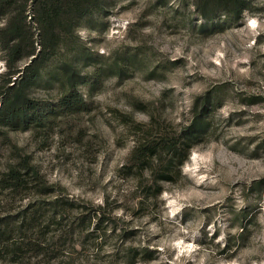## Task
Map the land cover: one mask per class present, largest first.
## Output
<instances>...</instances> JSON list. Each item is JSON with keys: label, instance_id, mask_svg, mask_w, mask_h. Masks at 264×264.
I'll return each instance as SVG.
<instances>
[{"label": "rangeland", "instance_id": "rangeland-1", "mask_svg": "<svg viewBox=\"0 0 264 264\" xmlns=\"http://www.w3.org/2000/svg\"><path fill=\"white\" fill-rule=\"evenodd\" d=\"M102 6L28 89L42 109L54 107L62 92L58 69L69 60L85 77L86 109L49 111L39 129L0 131V177L10 165H29L63 196L102 206L129 235L117 231L97 253L75 237L62 246L48 239L59 248L51 259L12 257L4 241L0 264H125L113 251L124 243L151 253L137 264H264V184L257 185L264 179V0H249L239 19L211 13V23L197 0ZM28 62L9 68L0 50V107L11 73ZM203 104L207 129L188 159L175 161L179 168L163 148L143 164L132 159L137 144L187 129ZM168 171L172 180L163 181ZM38 197L35 189L0 188V220ZM18 234L13 230L9 245L21 242Z\"/></svg>", "mask_w": 264, "mask_h": 264}, {"label": "trees", "instance_id": "trees-1", "mask_svg": "<svg viewBox=\"0 0 264 264\" xmlns=\"http://www.w3.org/2000/svg\"><path fill=\"white\" fill-rule=\"evenodd\" d=\"M103 3L104 0H0V50L9 68L29 58L23 68L11 73L8 84H13L8 86L1 101L0 131L39 129L49 123V111L64 116L86 109V102L80 92L85 77L69 60L63 61L58 69L62 92L54 107L42 109L37 101L30 98L28 89L39 82L42 71L61 51L66 37L74 33L82 19L100 14ZM248 6L249 0H197L199 14L207 23L215 19L211 13L239 19ZM33 27L39 33V47L35 45ZM15 74L19 75L12 81ZM207 107L205 104L201 109L196 106L193 120L179 135L162 137L150 146L137 144L132 159L143 164L163 148L170 155L169 165L173 168L175 164L176 169L179 168L178 163L182 165L188 159L195 141L207 129ZM176 160H179L178 163H175ZM171 175L172 171H168L161 179L171 181ZM263 184L264 179L257 183L258 187ZM0 188L13 194L33 189L39 193L38 199L29 202L16 216L0 220V248L4 250V247L12 246L9 250L12 257L28 254L45 255L51 259L59 248L55 246L54 250L53 245H50L52 241L49 243L48 239H55L62 246L66 239H69L68 243L74 237L81 239L80 247L91 245L93 252L97 253L104 249L106 240L114 237L117 231L123 238L129 235V231L116 227L115 219L106 214L102 206L87 205L63 196V193L49 187L37 170L29 165H10L0 177ZM13 230L19 232L16 241L21 242L9 245L8 238L12 237ZM4 241L8 246L3 247L1 243ZM113 251L123 253L125 264H137L142 259L148 261L151 254L147 250L125 246V243L121 249Z\"/></svg>", "mask_w": 264, "mask_h": 264}]
</instances>
